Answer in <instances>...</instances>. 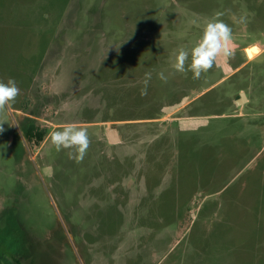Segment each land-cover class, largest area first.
Here are the masks:
<instances>
[{
    "label": "rangeland",
    "instance_id": "obj_1",
    "mask_svg": "<svg viewBox=\"0 0 264 264\" xmlns=\"http://www.w3.org/2000/svg\"><path fill=\"white\" fill-rule=\"evenodd\" d=\"M216 12L234 56L175 72ZM9 78L0 264H264V0H0ZM69 123L89 133L79 163L50 142Z\"/></svg>",
    "mask_w": 264,
    "mask_h": 264
},
{
    "label": "clouds",
    "instance_id": "obj_2",
    "mask_svg": "<svg viewBox=\"0 0 264 264\" xmlns=\"http://www.w3.org/2000/svg\"><path fill=\"white\" fill-rule=\"evenodd\" d=\"M224 13L216 12L202 27L200 35L190 48L181 47L171 61V67L178 73H192L193 79H200L202 74L211 70L218 56L225 59L234 56V50L229 46L233 38L231 27L220 19ZM234 22L243 23L244 18ZM152 74L146 73L140 90L141 96L147 95L148 84ZM161 81L167 82L168 77L163 72L158 74ZM20 89L16 81L9 78L7 82L0 81V112L15 103ZM0 122H3L0 120ZM4 129L0 126V132ZM50 142L57 150H69L68 158L81 162L90 147V137L87 128L69 123L62 129L50 133Z\"/></svg>",
    "mask_w": 264,
    "mask_h": 264
},
{
    "label": "trees",
    "instance_id": "obj_3",
    "mask_svg": "<svg viewBox=\"0 0 264 264\" xmlns=\"http://www.w3.org/2000/svg\"><path fill=\"white\" fill-rule=\"evenodd\" d=\"M238 97V96H237ZM156 116H146L144 118H154ZM49 132L48 125H41L35 119H29L26 123L23 124V133L25 138L35 144L39 145L42 140L46 137Z\"/></svg>",
    "mask_w": 264,
    "mask_h": 264
},
{
    "label": "water",
    "instance_id": "obj_4",
    "mask_svg": "<svg viewBox=\"0 0 264 264\" xmlns=\"http://www.w3.org/2000/svg\"><path fill=\"white\" fill-rule=\"evenodd\" d=\"M247 101L246 93L241 90L238 97L235 98L236 104H242ZM108 140L112 143H117L121 141V135L117 126H111L106 130Z\"/></svg>",
    "mask_w": 264,
    "mask_h": 264
},
{
    "label": "crops",
    "instance_id": "obj_5",
    "mask_svg": "<svg viewBox=\"0 0 264 264\" xmlns=\"http://www.w3.org/2000/svg\"><path fill=\"white\" fill-rule=\"evenodd\" d=\"M253 44H255V45H258L259 46V48H260V51L262 50V47L260 46V44L259 43H257V42H253V43H251L250 45H253ZM249 46V45H248ZM246 48V47H245ZM259 51V52H260ZM240 90H243L244 92H245V90L243 89V88H240L239 89V91ZM238 96V93L236 94V96L234 97V98H236ZM247 97V100L249 99V97L248 96H246Z\"/></svg>",
    "mask_w": 264,
    "mask_h": 264
}]
</instances>
